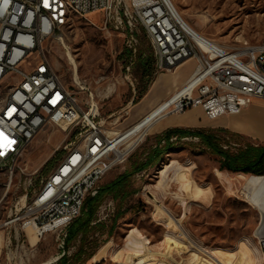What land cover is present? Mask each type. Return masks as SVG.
Returning a JSON list of instances; mask_svg holds the SVG:
<instances>
[{
    "label": "rangeland",
    "instance_id": "rangeland-1",
    "mask_svg": "<svg viewBox=\"0 0 264 264\" xmlns=\"http://www.w3.org/2000/svg\"><path fill=\"white\" fill-rule=\"evenodd\" d=\"M171 1L188 24L219 45L232 48L245 42L264 43V0ZM71 17L73 23L68 19L64 29L44 44L46 56L85 111L97 105L98 119L107 130L127 129L133 125L129 118L134 106L153 82L163 74L174 75V71H156L143 31L131 60L125 35L105 30L102 13L87 17L97 27L85 18ZM68 53L76 61L77 72ZM74 73L83 90L75 85ZM12 80L17 82L16 77ZM8 95L5 80L0 83V111ZM242 119L264 128V104L255 106ZM151 128L142 135L145 139L133 156L103 178L101 189L111 179L126 177L125 192L103 195L83 254L71 258L69 264H262L253 238L259 208L244 193L246 180L252 175L223 171L221 157L212 150L237 155V145L246 146L245 140L219 135L209 144L184 138L187 140L175 145L176 159L144 167L150 155L146 153L155 143ZM73 142L79 144L60 129L48 127L18 159L24 173L17 170L10 180L8 170L0 171V264H58L64 254L73 257L78 252V239L62 248L65 233L59 229L38 237L32 228L25 230L24 221L14 222L17 215L27 216L25 212L43 183L65 157L66 145ZM11 165L7 162L5 167ZM136 167L139 170L135 171Z\"/></svg>",
    "mask_w": 264,
    "mask_h": 264
},
{
    "label": "built area",
    "instance_id": "built-area-1",
    "mask_svg": "<svg viewBox=\"0 0 264 264\" xmlns=\"http://www.w3.org/2000/svg\"><path fill=\"white\" fill-rule=\"evenodd\" d=\"M68 4L78 5L86 21L88 15L102 13L105 30L125 35L131 60L143 31L157 72H171L188 59L196 61L193 75L178 91L189 89V95L169 105L158 120L195 107L207 119L216 120L240 115L254 100H264V43L245 42L231 48L202 35L195 37L169 0H0V83L6 80L9 88L0 115V171L8 170L10 180L17 170L24 173L18 159L48 127L79 141L66 145L65 157L43 183L27 216L17 215L14 221H24V227L27 219L32 220L38 237L44 235L38 230L46 225L66 233L87 212V200L98 196L103 178L126 163L146 136L129 132L131 126L107 130L98 119L97 105L85 111L60 80L44 44L64 29V19L73 23ZM130 69L131 64L126 70ZM176 141L177 137L165 138L160 146ZM7 162L12 165L5 167ZM253 238L264 264V212L260 210Z\"/></svg>",
    "mask_w": 264,
    "mask_h": 264
},
{
    "label": "crops",
    "instance_id": "crops-1",
    "mask_svg": "<svg viewBox=\"0 0 264 264\" xmlns=\"http://www.w3.org/2000/svg\"><path fill=\"white\" fill-rule=\"evenodd\" d=\"M188 64H192V66L189 69L185 70V67ZM195 69H196V61L191 59L189 62L187 61L184 62L177 69L178 71L176 70L174 72V75L163 74L162 76H160V78L154 81L147 94L142 98V100L137 105L134 106V111L131 114V117L129 118L133 122V125L141 121L144 117L146 118L149 114H151L164 102L168 101L173 95H175L182 87H184V85L193 75ZM258 104H264V100L262 99L254 100L252 104L247 109H245L240 115L223 116L216 120L207 119L204 111L200 107L191 108L186 112H184L183 114H171L161 118L150 129V134H151L150 136H152V138H155V143L153 144L152 149L146 153V154L150 153V155L144 167H147L149 165L156 167L158 163L164 164L167 161V158L176 159L177 157H175V155L177 152L175 145L178 144V142L181 141V139L184 138L190 139L192 137L198 140H205L206 142L208 137H210L211 139H215L218 138L219 135L225 136L226 139H228V136L240 137L241 139L245 140L246 146L243 147L241 145H237L240 148L237 155H229L225 152L224 153L229 156H241L246 158L247 156H249V152H250L248 150L249 147L252 146L264 147V139H262L259 135L253 134L254 132L264 130V128H258L255 124L251 122H246L242 119L243 116L250 115L251 112L253 111V108ZM171 130H182L189 133L190 132L198 133L199 136L196 137L195 136L196 134L194 135L189 134L186 136L169 135L170 137L172 136L177 137L178 138V141H176L177 143L168 142L165 146H160L161 141L163 139L170 138L169 136L167 137V135ZM155 152L160 153L159 158L156 160L153 158ZM133 154L128 158V160L133 156ZM146 154H144V156ZM221 159L222 162L220 165L223 171H226L227 173H231V174H237L226 170L224 165L225 158L221 157ZM139 160L141 161L143 160V158L140 157ZM134 170L135 171L139 170V168L136 167V169ZM115 181L116 178L111 179L109 184L106 185L105 187L111 185ZM126 181L127 180L125 179V182ZM125 182L120 184V189L117 192L116 196H118L120 193L122 195V193L125 192L123 191L125 190L127 185ZM147 188L149 187L146 186L145 191H147ZM0 257H1V249H0Z\"/></svg>",
    "mask_w": 264,
    "mask_h": 264
},
{
    "label": "trees",
    "instance_id": "trees-1",
    "mask_svg": "<svg viewBox=\"0 0 264 264\" xmlns=\"http://www.w3.org/2000/svg\"><path fill=\"white\" fill-rule=\"evenodd\" d=\"M142 67L145 68L143 63H141ZM194 135L199 136L198 133L193 132H185L182 130H171L167 137L170 135ZM169 136V137H170ZM207 142L212 144V139L210 137L207 138ZM216 154L225 158V169L237 174L243 175H253V176H264V147H249L248 150L249 156L241 157V156H229L222 152L221 150L212 149ZM160 153L155 152L154 159H158ZM125 178L121 177L113 182L111 185L100 190L98 196L94 199H89L86 202V210L82 217L77 218L67 229H66V237L64 239L65 247L68 248L70 244L79 240L81 242V246L74 254L73 257H69L67 254H64L58 261V264H69L71 258H79L83 254L84 242L86 240L87 235L92 229V223L96 220V211H97V203L101 200L105 193L117 194L120 189V184L125 182ZM80 238V239H79Z\"/></svg>",
    "mask_w": 264,
    "mask_h": 264
},
{
    "label": "bare ground",
    "instance_id": "bare-ground-1",
    "mask_svg": "<svg viewBox=\"0 0 264 264\" xmlns=\"http://www.w3.org/2000/svg\"><path fill=\"white\" fill-rule=\"evenodd\" d=\"M169 2L172 5V8L174 9V11L177 13V15L180 17V19L184 23V25L190 31V33H192L195 37L200 36L201 34H199L190 24H188L183 19V17L179 14V12L175 8V6L172 3V1L169 0ZM68 13H69V15H76V16L85 18V12L82 11L81 8L78 5H75V4H68ZM67 22H68V19H64V26L66 25ZM58 39L59 40H62L61 37L58 38ZM68 58L71 61V63L74 65V68H75V71H76V69H77V65L75 63L76 61H74V59H73V57L71 56L70 53H68ZM188 60H191V59H188ZM181 65H179L173 71L175 72ZM74 74H75V80L74 79L73 80L75 82V85L76 86H79V88L83 90L84 87L81 86V83L82 82H80V79L78 77V74L77 73H74ZM189 92H190L189 89L185 90L182 93L177 92L168 101L164 102L161 106H159L156 110H154L151 114H149L141 122L137 123L135 126L133 125L134 127L131 126V128L129 129V132H131L132 134L140 133L141 134V137H142V135L149 128H151L156 123V121L160 117H162V115H164L163 112L165 111V109L169 105H171L172 103H175L182 96H188L189 95ZM4 110H5V107L0 111V115H2V113H3ZM253 134L254 135H259L262 139H264V130H260L258 132H254ZM244 190H245L244 193L247 194L249 201L254 206H256L257 208H259L260 211L264 212V176H253V175L252 176H249L247 178V180H246V183H245V186H244ZM24 227H25V230H28V229L32 228L37 233L36 225L34 224V222L32 220L27 221L25 223V226ZM48 231H53V227L51 225H46L43 228H40L38 230V232H41L43 234H45ZM28 237H29V241H30L31 240V237L29 235H28ZM262 261H263V258L261 257V263H262ZM48 263H51V262H47V263H44V264H48Z\"/></svg>",
    "mask_w": 264,
    "mask_h": 264
},
{
    "label": "snow or ice",
    "instance_id": "snow-or-ice-1",
    "mask_svg": "<svg viewBox=\"0 0 264 264\" xmlns=\"http://www.w3.org/2000/svg\"><path fill=\"white\" fill-rule=\"evenodd\" d=\"M9 143H11V141H9Z\"/></svg>",
    "mask_w": 264,
    "mask_h": 264
}]
</instances>
